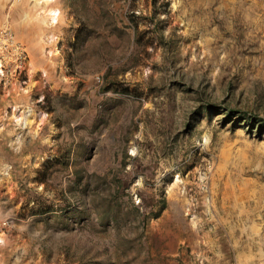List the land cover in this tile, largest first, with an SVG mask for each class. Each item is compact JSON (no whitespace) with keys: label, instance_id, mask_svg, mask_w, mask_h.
I'll return each instance as SVG.
<instances>
[{"label":"rangeland","instance_id":"rangeland-1","mask_svg":"<svg viewBox=\"0 0 264 264\" xmlns=\"http://www.w3.org/2000/svg\"><path fill=\"white\" fill-rule=\"evenodd\" d=\"M0 264H264V0H0Z\"/></svg>","mask_w":264,"mask_h":264},{"label":"bare ground","instance_id":"bare-ground-1","mask_svg":"<svg viewBox=\"0 0 264 264\" xmlns=\"http://www.w3.org/2000/svg\"><path fill=\"white\" fill-rule=\"evenodd\" d=\"M44 1V0H42ZM48 1V0H45V2ZM51 14L53 15V19H55V16H59L60 14V11L58 9H51Z\"/></svg>","mask_w":264,"mask_h":264},{"label":"trees","instance_id":"trees-1","mask_svg":"<svg viewBox=\"0 0 264 264\" xmlns=\"http://www.w3.org/2000/svg\"><path fill=\"white\" fill-rule=\"evenodd\" d=\"M153 2L156 4L157 3V0H153ZM123 90H125L127 92L130 91L128 87L127 88H124Z\"/></svg>","mask_w":264,"mask_h":264}]
</instances>
